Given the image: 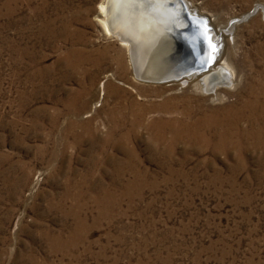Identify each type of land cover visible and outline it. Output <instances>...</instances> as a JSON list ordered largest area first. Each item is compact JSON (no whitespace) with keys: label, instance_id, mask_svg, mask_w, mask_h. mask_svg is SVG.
<instances>
[{"label":"rangeland","instance_id":"rangeland-1","mask_svg":"<svg viewBox=\"0 0 264 264\" xmlns=\"http://www.w3.org/2000/svg\"><path fill=\"white\" fill-rule=\"evenodd\" d=\"M103 3L0 0V264H264V0L187 2L214 101L134 79Z\"/></svg>","mask_w":264,"mask_h":264},{"label":"bare ground","instance_id":"bare-ground-1","mask_svg":"<svg viewBox=\"0 0 264 264\" xmlns=\"http://www.w3.org/2000/svg\"><path fill=\"white\" fill-rule=\"evenodd\" d=\"M184 2L190 12L206 17L205 14L195 8L190 9V6L193 7V5H189L188 0H184ZM182 5V0H106L101 9L107 15L104 19L107 34L119 38L121 44L129 49L134 79L152 84L179 82L182 86L195 82L192 85L197 90L212 95L213 101L214 99H223L220 91L226 93L236 88V70L226 58H222L223 52L220 55L221 50L217 52L212 49L208 38L209 29L205 24L200 25L194 31H190L191 33L184 32L187 30L185 26L188 21ZM114 6L119 9L118 18L114 14ZM208 19L216 34H221V42H223V28L220 25L216 27L212 18ZM178 33H182L181 38H179ZM217 39L220 38L217 37L215 40ZM220 49L222 48L220 47ZM219 56L221 60H218ZM262 117L264 116L262 115ZM186 128H188L187 125ZM247 128L249 127L247 126ZM234 135L232 134V136ZM204 137L206 138V135Z\"/></svg>","mask_w":264,"mask_h":264},{"label":"water","instance_id":"water-1","mask_svg":"<svg viewBox=\"0 0 264 264\" xmlns=\"http://www.w3.org/2000/svg\"><path fill=\"white\" fill-rule=\"evenodd\" d=\"M182 3H183V9H184V15L188 21V24L185 26L187 30H184V32H186L187 34L188 33H191L190 31H194L195 29H197L200 25L202 24H205V26L209 29V32H208V38H209V41L212 45V49L214 51H219L220 50V46H219V43H218V39L215 40L217 38V34L216 32L214 31V28L212 25L209 24V19L208 17H205V16H200L198 14H193L192 12L189 11V9L187 8L184 0H182ZM188 17V18H187ZM178 35H180L179 38L182 37V33H178Z\"/></svg>","mask_w":264,"mask_h":264}]
</instances>
